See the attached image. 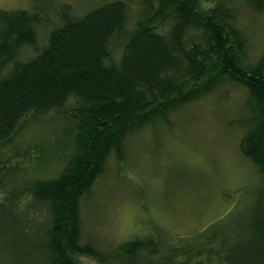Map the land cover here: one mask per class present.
<instances>
[{
  "label": "trees",
  "instance_id": "obj_1",
  "mask_svg": "<svg viewBox=\"0 0 264 264\" xmlns=\"http://www.w3.org/2000/svg\"><path fill=\"white\" fill-rule=\"evenodd\" d=\"M29 1L0 9L4 249L18 264H264V54L251 58L241 20L242 7L264 16V0H102L84 13ZM234 89L239 150L260 174L250 198L193 233L111 247L85 228L84 204L130 139Z\"/></svg>",
  "mask_w": 264,
  "mask_h": 264
},
{
  "label": "rangeland",
  "instance_id": "obj_2",
  "mask_svg": "<svg viewBox=\"0 0 264 264\" xmlns=\"http://www.w3.org/2000/svg\"><path fill=\"white\" fill-rule=\"evenodd\" d=\"M100 1L55 0L54 7L71 4L84 13ZM30 6L29 0H0V9ZM241 15L251 58L257 60L264 54V16L245 7ZM227 95L207 98L173 116L172 129L149 128L130 139L123 163H110L84 204L85 228L111 247L155 228L193 233L250 198L260 174L239 150L245 98L239 89ZM4 248L0 244V264H18L16 255ZM77 260L98 264L86 256Z\"/></svg>",
  "mask_w": 264,
  "mask_h": 264
}]
</instances>
